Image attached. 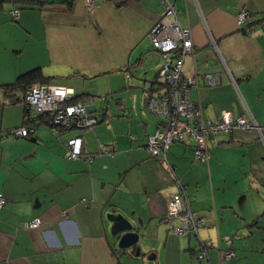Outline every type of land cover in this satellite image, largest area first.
<instances>
[{"label": "crops", "instance_id": "1", "mask_svg": "<svg viewBox=\"0 0 264 264\" xmlns=\"http://www.w3.org/2000/svg\"><path fill=\"white\" fill-rule=\"evenodd\" d=\"M170 1L190 31L182 72L197 76L190 98L203 118L216 121L228 110L264 126V0ZM164 9L163 0H0V264H264V142L256 131L211 135L207 160L192 156L191 138L175 142L166 154L171 167L145 149L162 119L147 113L140 85L155 82L162 92L165 60L146 37ZM241 9L254 21L249 32L247 21L237 23ZM34 68L81 95L99 121L60 134L43 123L28 137L5 133L34 113L21 88L4 84ZM92 78L97 83L87 86ZM74 136L82 138V156L69 158L66 141ZM174 175L204 219L196 233L175 235L163 222ZM112 209L145 239L138 254L117 246ZM36 217L39 227L25 226ZM199 241L213 243L207 257L196 256ZM226 251L233 253L226 258Z\"/></svg>", "mask_w": 264, "mask_h": 264}, {"label": "built area", "instance_id": "2", "mask_svg": "<svg viewBox=\"0 0 264 264\" xmlns=\"http://www.w3.org/2000/svg\"><path fill=\"white\" fill-rule=\"evenodd\" d=\"M163 2L164 12L147 34L153 47L165 57L158 69V76L164 83L163 91L157 92L149 86L143 87L148 94L147 108L163 120L162 125L146 138L145 148L149 155L170 166L166 157L169 146L173 142L191 138L194 157L207 160L208 137L221 132L228 133L234 129L254 130L264 142V126L258 124L252 117L233 116L230 111L222 110L219 120L203 118L201 105L190 98V90L197 83V76L185 75L182 72L184 57L193 49L189 28L179 23L174 3L170 0H163ZM10 13L14 20L18 19L17 7H13ZM249 17V12L241 9L236 17L237 23L248 21ZM244 30L251 31V26L245 25ZM203 77L211 85L217 82L216 75L213 73L204 74ZM72 99L71 89L64 85L33 82L22 97V102L34 113L33 120L5 130V133L16 137H28L34 132L36 125L41 123L49 126L55 134L71 128H92L97 123V117L89 112L83 101H72ZM66 146L69 158L82 156L80 136L69 138ZM104 152L99 151L97 154ZM92 156L87 155L88 160H91ZM174 186L175 189L168 195L166 214L163 218L164 221H168V231L175 235L196 233L204 224V219L191 211L185 199V186L175 175ZM262 190H264V184H262ZM4 203L5 197L0 192V207ZM174 219L178 222L175 223ZM40 224V218L36 217L27 221L25 226L37 228ZM212 245V242L199 241L196 256L207 257V249ZM232 253V251H226L224 257L228 258Z\"/></svg>", "mask_w": 264, "mask_h": 264}, {"label": "trees", "instance_id": "3", "mask_svg": "<svg viewBox=\"0 0 264 264\" xmlns=\"http://www.w3.org/2000/svg\"><path fill=\"white\" fill-rule=\"evenodd\" d=\"M28 2H40V3H43L44 0L42 1H38V0H27ZM21 2H25V0H21ZM250 15V14H249ZM254 21H252V17H249L247 23L249 26H251L253 24ZM258 23L261 25V27H264V15L261 16L260 20H258ZM154 48V47H153ZM155 49V48H154ZM159 52V51H158ZM50 79V76H46V75H43V73L39 70V68H34V69H30L20 75H18V77L16 78V80L12 83H7V84H4V86L8 89H11V90H14L16 88H21V90H23V95L26 91V89L33 83V81H38V82H41V83H48V80ZM155 83V82H154ZM154 83H145L143 82V85H140L142 86V88L144 86H149L150 89H157V86L159 87L160 85L156 84L157 86L155 87ZM162 85H164V83H162ZM164 87V86H163ZM144 91V89H143ZM22 95V97H23ZM86 95H89L88 93ZM21 97V99H22ZM144 98H145V105H146V101H147V98H148V94H146V92L144 91ZM83 97L81 95H76V96H73V99L72 101H77V100H81L82 101ZM27 111L29 110L28 108L26 109ZM161 118V117H160ZM162 119V118H161ZM99 121V118L97 117V122ZM163 121V120H162ZM27 122V121H26ZM163 122H161V124L159 126L162 125ZM148 136V135H147ZM185 141V140H183ZM183 141H178V142H183ZM174 143V142H173ZM172 143V144H173ZM145 144H146V141H145ZM145 146V145H144ZM171 146V145H170ZM169 146V147H170ZM169 149V148H168ZM99 151H104V150H98L97 153ZM168 151V150H167ZM96 153V154H97ZM167 153V152H166ZM168 161V160H167Z\"/></svg>", "mask_w": 264, "mask_h": 264}, {"label": "water", "instance_id": "4", "mask_svg": "<svg viewBox=\"0 0 264 264\" xmlns=\"http://www.w3.org/2000/svg\"><path fill=\"white\" fill-rule=\"evenodd\" d=\"M107 217L112 221L111 231L114 234H118L117 246L122 249L129 246L136 247V243L139 239V232L135 224L121 212H115L114 209L107 214ZM139 223H141L140 220ZM138 251L139 249L137 248L136 253H138Z\"/></svg>", "mask_w": 264, "mask_h": 264}, {"label": "rangeland", "instance_id": "5", "mask_svg": "<svg viewBox=\"0 0 264 264\" xmlns=\"http://www.w3.org/2000/svg\"><path fill=\"white\" fill-rule=\"evenodd\" d=\"M147 38V41L148 42H150L149 41V39H148V37H146ZM151 43V42H150ZM152 44V43H151ZM153 46V45H152ZM97 83V79H95V78H92V79H87V80H85V84L88 86V85H94V84H96ZM101 83V84H100ZM99 84H100V88L102 89V88H105L106 87V83H104V82H100ZM98 84V85H99ZM104 93L102 92V95H103ZM103 97V99L101 100L102 101V103L104 104L105 102H106V100H107V102H109V104H110V106L111 107H113L114 108V110H116L117 109V107L115 106V103H114V100L110 97V96H108V98H106V99H104V96H102ZM124 97H127L126 98V100H127V102L129 103L130 101H131V96H127V95H125ZM134 101L135 100H137V98L135 97V98H132ZM145 108H146V110H147V113L148 114H152V116L154 115L155 117H157L158 118V116L156 115V114H154V113H152L148 108H147V106L145 105ZM44 124V123H43ZM46 125V124H45ZM94 126V125H93ZM92 126V127H93ZM72 129H81V128H71V129H66V130H72ZM82 129H84V130H86V129H91L90 127H87V128H82ZM219 134V133H218ZM175 143V142H174ZM146 149V148H145ZM147 151V150H146ZM148 152V151H147ZM149 154V153H148ZM167 154V153H166ZM192 156H193V151H192ZM194 158V157H193ZM196 159V158H195ZM197 161H198V159H196ZM165 163V162H164ZM177 176H178V174H176ZM175 175V176H176ZM174 177V176H173ZM179 179V178H178ZM179 181H180V179H179ZM181 182V181H180ZM182 183V182H181ZM175 220V219H174ZM176 221V220H175ZM163 222L166 224V226H167V229H168V221H164L163 220ZM181 236H184V235H181ZM144 240L145 239H143V237L141 238V239H138V241H137V243H136V247H132V246H129V247H127V248H125V249H132V248H134L135 249V254H138V253H136V250H137V248L138 249H143L144 248V245H145V242H144ZM123 256V255H122ZM134 257V256H133ZM135 258V257H134Z\"/></svg>", "mask_w": 264, "mask_h": 264}]
</instances>
